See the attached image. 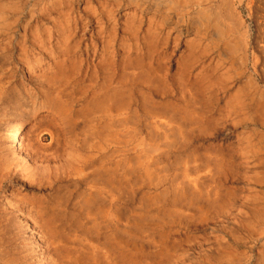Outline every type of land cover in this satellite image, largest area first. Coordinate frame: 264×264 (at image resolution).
<instances>
[{
	"label": "rangeland",
	"instance_id": "obj_1",
	"mask_svg": "<svg viewBox=\"0 0 264 264\" xmlns=\"http://www.w3.org/2000/svg\"><path fill=\"white\" fill-rule=\"evenodd\" d=\"M70 1L68 6L61 0H0V264H13L14 258L22 261L27 255L23 251L28 250L24 246L15 253L6 236L7 230L18 225V217L24 218L10 212L13 207L8 204L11 199L13 201V192L40 199L51 195L47 191L36 193L28 186L20 187L18 183L26 179V174L20 172L21 167L52 159L58 152V159L68 165L66 173L69 177L57 186V192L52 193L55 196L61 191L64 196L53 207L65 203L66 198L71 196L69 209L80 226L78 239L71 240L68 245L73 248L78 246L76 242L84 237L95 221L102 222L104 226L101 247L106 254L99 261L93 260L92 264H237L236 261L238 264H264V78L259 72L262 67L256 65L257 59L253 54L257 46V32L256 21L248 14L249 0H243L242 9H237L236 15L244 24L241 32L251 26L252 36L247 41L241 39L236 46L232 36L227 41L230 45L227 46L229 52L226 57L238 58L237 65L243 66L245 79L238 86L254 83V114L241 113L238 123L227 124L233 128L229 134L219 129L213 135L206 131L213 119L199 118L182 99L181 86L172 81L179 56L168 65L172 79L166 87L173 97L164 101L156 99V102L162 109L167 105L169 110L175 109L187 127L198 124L190 132L182 128L184 126H178L175 128L177 131L163 134L158 126L152 124L155 121L153 114L144 108L140 95L142 89H136L139 97H131L130 90L120 97L114 89L110 94L101 96L99 90L91 87L89 80L84 85H80L83 80H71L73 69L68 71V75L64 74L65 67H74L70 61L86 59V53L82 55L80 52L77 58L66 62L70 56L50 52L43 56L38 50L39 45L33 50L29 49L38 26L43 25L48 29L58 15L69 14L71 10L83 14L87 0ZM96 1L93 0L94 6L98 3ZM227 2L229 0H208L203 8L195 9L191 19H188L189 26L199 27L201 31H215L220 37L227 36L230 23ZM46 11L52 15L48 16ZM152 15L153 11L147 17ZM197 20L199 25L195 23ZM28 22L32 27L25 36L23 29ZM14 37L19 45L13 43ZM181 38L186 48H189L187 42L195 39L194 33L188 30H183ZM108 40V36L99 38V53L95 56L91 53V62L98 64L107 56L102 49ZM123 45L122 38L115 44L121 66L127 57L133 59L136 55V52L129 54ZM48 46L54 49L56 41ZM173 49L171 47L170 54ZM201 69L192 77L191 86L195 84V76ZM87 70L86 66L84 74ZM153 76L161 78L159 73ZM201 81L197 87L207 96L210 84L206 78ZM226 101H221L222 109ZM254 108H259L260 112ZM200 123L202 129H199ZM15 126L19 127L17 140L22 143L24 154L13 160L12 146H16L18 141L12 143L8 133ZM247 136L251 137L249 147L255 154L251 162L252 170L256 172L251 171L254 175L241 164L243 159L238 149V141ZM220 150L235 153L232 163L222 166L221 163L212 162L217 159ZM195 161L202 166L201 171L193 172L186 178V168L193 167ZM213 169L217 171H214V175ZM6 174H10V177L3 181ZM79 202L84 209L76 212L74 206ZM26 263L32 264L31 261Z\"/></svg>",
	"mask_w": 264,
	"mask_h": 264
},
{
	"label": "bare ground",
	"instance_id": "obj_2",
	"mask_svg": "<svg viewBox=\"0 0 264 264\" xmlns=\"http://www.w3.org/2000/svg\"><path fill=\"white\" fill-rule=\"evenodd\" d=\"M97 1V5L94 6L93 0H87L83 14H77L75 11L72 10L71 12H69V14L61 13V15H58V18L53 20L54 24L51 23L52 25L48 29L45 28L43 25L38 26L35 30V36L29 49L33 50V48H36V46L39 45L38 50L43 56H46L47 54H49V52L60 56H70L66 60V62L73 57L77 58L80 52H82V55L86 53V59H83L81 61H77V59L70 61V63L74 65V67H65L63 69L64 74L68 75V71H71V69H73L74 76L71 80H83V82L81 81L82 83L80 85H84L85 82L89 80L91 82V87H93L94 90H99V94L101 96L110 94L111 90L114 89L113 91L115 92V94L120 97H124L127 94L128 90H130V92L132 93L131 97H139V91H137L136 89H142L140 95L141 100L144 101V108L146 111L149 112V114H153V118H155V121L152 124L158 126V129L162 130L161 132H163V134L173 133L176 130L175 128L178 126L180 128L184 126L182 128H186L187 132H190L198 124H190V126L187 127L186 123L181 122V115L179 113H176L175 109L169 110V105L165 106L162 109L158 107V103L156 102V99L164 101L167 98L173 97L170 96L171 92L170 89L166 87V84L169 81L171 82L172 79L170 73V66L168 65H170L172 60H175L177 56L180 57V61L178 62L177 60V69L174 74L175 79H172V81L181 86L182 99L195 114L199 115V118L204 116L205 118L211 117L213 119L211 121V124H209L208 128L206 129L207 132L213 135L214 133L219 131V129H222V131L224 129L227 134H229L232 128V126L231 128L227 126L229 122L236 121V123H238L237 121H240L239 118L242 117L241 113H245L246 115L251 114L254 100L252 97L254 95V83L250 82L246 85L238 86L245 79L243 66L241 67L237 65L238 58L226 57L227 53L229 52V48H227V46L230 45L227 41L232 36L233 40L235 41V46L239 43L241 39L247 41V39L251 38L252 36L253 29L251 28V26L248 27L245 32H241V28L244 27V24L240 21L239 16L237 17L236 15V11L237 9L241 8L243 0H239V4L235 0H229V2H227V16L229 18L230 23L227 26V36L225 35L223 37L217 35L215 31H201L199 27L195 28L193 26H189L188 24V19H191V16L195 9L203 8L204 5L208 3V0H105L103 3L102 0ZM71 2L72 1L70 0H61V3H67L68 6H70ZM235 4H238V7H235ZM247 9L249 12V17L251 19L254 18L256 21L255 28L257 32V46L253 54L257 59L256 65L259 64V66L262 67L261 71L259 72L264 78V0H249V5H247ZM122 10H125L123 14H121ZM151 11H153V15L151 17H147V14ZM46 14L48 16L52 15V13L49 11H46ZM1 15L2 14L0 11V16ZM40 18L42 19V17ZM196 22L198 25L200 24L199 20L195 21V23ZM31 27V22H28L25 25L23 29V33L25 36H27V31ZM183 30H188L189 32L194 33L195 39H193L192 42H187L189 43V48L185 47V43L181 38ZM105 36H108L109 40L107 45L103 46L102 50L103 52H106L105 55L107 56L103 57L98 64H95L94 62L90 61V57L93 53L94 56L99 53V38H104ZM120 38L123 39V46L128 50L129 54L136 52V55L133 59L127 57V59L123 63V66H121L118 61V55L115 49V44ZM53 41H56V47L54 49L53 47L48 46V44L53 43ZM13 43L19 45V41L15 40V37L13 38ZM224 45H226V47H224ZM83 47H85L86 50L83 51ZM171 47H173L174 49L173 51H171L170 54L169 51ZM110 48H112V51L110 50ZM86 66L88 70L86 74H84ZM199 68L202 69L196 74L195 84L191 86V82L193 79L192 77ZM257 69H259V67ZM153 73L161 74V78L153 76ZM256 74H258V71H256ZM202 78H206L210 84L207 87V96H205L203 94V91L197 87L198 82H200ZM257 90L259 91V89ZM133 91L136 92L134 93ZM87 95L88 94H85V96ZM226 99L227 101L225 103V108L222 109L220 103L221 101H224ZM132 105H134V103ZM258 109H255V111ZM258 111L260 112V110ZM136 112L138 111L136 110ZM258 116L259 115L257 114V117ZM244 120H246V118ZM199 129H202L201 123ZM257 129L258 128L256 127V130ZM18 132V126L12 127L9 130V140L14 144L18 141ZM251 141V137L247 136L245 138H242L241 141L239 140V144L237 143L240 156L243 159V163L241 164L246 167L248 173H251V171H253L251 162L253 161V159H255V154L251 150L252 148L249 147V145L252 143ZM23 148L24 147L22 146V143L20 141H18L16 146H12L13 160L20 158L24 154ZM210 151L212 150L210 149ZM254 151L256 152V150ZM58 156L59 152L52 159L40 160L33 165L24 164L20 169V172L26 174V179L18 183L20 187L25 188L26 186H28L33 188V191L36 193L47 191V193L50 192L51 195L48 198L40 199L37 197H23L13 192V201L11 199L8 204L9 206L13 207L10 212L18 214V216H23L24 218L18 217V225L13 226V228L7 230L6 236L7 239H9V245H13V250L15 253L18 252L19 249H23L24 246L28 248V250L23 251L24 254H27L24 255L25 259L20 261V259L14 258L13 264H27L26 262L28 261H31L32 264H92L91 262L93 260L97 259L99 261L106 254H104V251L102 249L103 240L101 242V236L104 230V226L103 223L99 221H95L91 229H88L84 237H81L76 242L78 246L73 248L68 245L71 240L78 239L77 234L79 233L80 226L78 225V220L75 218V214H73V212H71V210L69 209V198L71 196L66 198L67 200L65 203L56 205V208L53 207L56 202L64 199V196L61 191H58V194L55 196L52 193L57 192V186L62 184L69 177L67 176L69 174L66 173L68 165L65 162L59 160ZM211 157L213 158V155ZM234 157L235 153L220 150L217 154V159L212 160V162L215 161L216 163H221L220 165L224 166L228 163H232ZM201 159L203 161L204 157ZM194 164L195 165H193V167L191 166L186 168V178H188V176L190 177L191 173L199 171L201 169L202 166L197 165V161H195ZM225 167V169H227V166ZM210 169L212 170V168ZM214 169L213 174L210 172L212 175H214ZM216 172L217 171H215V173ZM254 173L256 174V172ZM228 174H230V172ZM252 175L250 177H253ZM9 177L10 174H6L3 176L2 180L4 181ZM11 190H13V188H11ZM200 196L202 195L200 194ZM223 198H225V196ZM95 201L96 200H94L92 203H94ZM80 204L81 203L79 202V204H76L74 206V211L77 212L81 209H84V206ZM86 210L88 209L86 208ZM246 218L247 214L245 219ZM245 225L247 226L246 223ZM254 234L258 235V233L256 232ZM12 240L13 244L11 243ZM250 241L254 242L252 240ZM25 243H27V245H25ZM241 243L242 241L240 242V244ZM258 258L263 259V257ZM202 259L203 258H201V260ZM236 262L238 264V261ZM236 262L234 261V263ZM243 262L244 261H242V263Z\"/></svg>",
	"mask_w": 264,
	"mask_h": 264
}]
</instances>
